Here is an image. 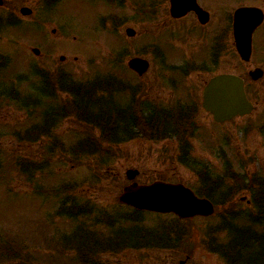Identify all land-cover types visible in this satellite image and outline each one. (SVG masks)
I'll return each mask as SVG.
<instances>
[{"label":"rangeland","instance_id":"1","mask_svg":"<svg viewBox=\"0 0 264 264\" xmlns=\"http://www.w3.org/2000/svg\"><path fill=\"white\" fill-rule=\"evenodd\" d=\"M4 1L0 56L7 67L0 70V255L16 247L20 260L11 261L4 255L6 261L0 264H82L74 251L66 249L71 243L66 246L63 240V246L61 241L78 230L81 222L95 224L97 218L94 235L136 229L143 239L148 240L144 234L154 237L162 233L163 238L165 233L170 244L179 245L126 249L101 256L103 264H179L185 259L184 264H233L219 248L225 233L215 239L211 236L209 245V237L203 233L221 221L264 238V202L262 216L247 202L264 188V77L256 82L248 77L253 67L264 69V24L253 36L249 64L239 60L232 29L224 40L217 34L231 24L235 9L256 6L264 10V0H210V76L169 71L181 57L167 41L159 11L148 19L137 4L133 9L88 0ZM22 7L31 8L32 13L22 15ZM128 27L137 36L127 37ZM217 44L218 61L213 63ZM33 48L40 53L34 54ZM133 56L150 61L143 76L129 70L127 62ZM220 73L244 77L248 98L255 106L251 114L217 123L202 108L204 85ZM60 74L61 80L82 85L112 83V100L120 112L133 93L135 106L143 99L150 105L157 102L172 108L180 100L185 103L181 106L198 110L189 118L192 125H184L178 134H166L165 125L153 131L141 123V114L139 123H127L131 139L116 134L113 142H105L94 123L97 117L91 115L94 121L89 122L60 112L71 98L55 88ZM185 85L195 86L194 96ZM31 104L35 109H30ZM91 111L99 110L93 107ZM50 112L55 115L50 117ZM32 134L36 141L30 140ZM77 146L82 148L75 151ZM184 151L187 153L182 155ZM182 158L199 161L203 171L190 167V161L180 162ZM128 169L139 170L135 179L139 184L182 183L199 193L214 181L217 190L210 199L215 203L224 198L228 203L220 208L224 220L214 215L181 219L175 214L135 212L122 206L119 197L131 182L125 175ZM259 181L262 186L256 185ZM61 188L65 193L54 195ZM230 211L233 219L226 218ZM108 225L105 231L101 227ZM178 230L182 233L177 234ZM48 239L61 240L47 245ZM247 259L240 264H251Z\"/></svg>","mask_w":264,"mask_h":264},{"label":"trees","instance_id":"2","mask_svg":"<svg viewBox=\"0 0 264 264\" xmlns=\"http://www.w3.org/2000/svg\"><path fill=\"white\" fill-rule=\"evenodd\" d=\"M6 67H7V62L2 58V56H0V70H4ZM62 76L63 75L60 74L58 78H56L57 82H55L56 84L55 88L56 90L70 94L71 98L70 100H68L69 104H65L64 107L61 106L60 112H63L62 114L66 113V115L72 114L73 116L81 120L86 119L89 122H92L91 119L92 120L94 119L91 115H93L95 118L97 117L98 119L96 118L97 120L96 121L93 120V121L100 127L102 131L101 137L103 136L102 140L105 142H112L113 137L117 133V130L127 132L128 133L127 137H123L127 139L132 132L127 128V123H132L135 125V123H137L139 115L141 114H142V118L140 119V121L143 125L149 126L153 131H158L161 129L160 125H165L166 129L164 131L167 132L166 134L169 133L178 134V132H180V128L183 127L184 125L186 124H189V126L192 125V121L189 118L195 114L196 112L195 108L190 109L188 107L179 106V107H172L165 109L161 107H156L155 105V106H151L148 110H145L143 108L144 103L141 102L140 100L139 106L134 105L136 111L133 110L134 115L132 116L131 110L127 111V108H129V106L122 110L124 112H120L119 110L116 109L117 106L114 105V102L112 100L113 91L115 90L114 87L112 86V83H108V84L96 83L97 85H82V83L79 84L68 81L67 78L61 80ZM102 87H103V91L101 90ZM98 88L99 90L97 92ZM132 97L134 98V93L132 94ZM28 106L32 110L35 109V105L31 104ZM93 107L98 108L99 111H91ZM54 115H55L54 112L49 113L50 117H53ZM126 117H128L131 120V122H127ZM118 118H125V119L124 120L119 119L120 121H118ZM36 138L37 136L33 134L30 140L36 141L37 140ZM120 141H124V140H120ZM185 153L187 152L184 151L182 155ZM46 155L44 156L50 159L51 157L50 154H46ZM180 161L182 163H187L188 161H190V163H187L190 164V167H192L194 170L198 172L203 171V168L200 167L201 163L195 159H191V160L188 159L186 161L185 159L182 158ZM256 185L262 186V183H260L259 181L256 182ZM215 189H217L216 183H214V181H211L210 184H206L205 192L202 193V195L207 197L210 196L211 198L212 197L211 194L214 192ZM61 191L62 188L60 190H55L54 195H57ZM234 191H235L234 192L235 195L236 190ZM62 193H65V191H62ZM262 196H264V188L258 194H253L251 199V204L253 208L257 210L256 212L258 213V215L261 216L263 213L262 206L264 202V199L261 200ZM221 197H226V193L223 194ZM211 199L213 200V197ZM224 201H225L224 198L221 199L219 202L215 201V204L217 206L216 218L221 217L222 220H224L225 213L222 214L220 208L226 207V205L228 204L227 202ZM75 209L76 208L74 207L73 213ZM226 218L233 219V212L230 211L226 216ZM247 227L251 228L250 225H248ZM107 228H109V225ZM215 228H214L215 230L214 229L212 230L214 233H218L220 231L221 233H225L224 242L226 243V245L224 247L225 249L221 252V254H223V256L228 261L232 262L233 264H240L244 260V258L246 259L248 258L247 262L250 260V262H252L251 264H264L263 237L259 238L258 235L252 233L247 229H244L243 227H240L238 225L235 226L233 224H229L224 221L223 224H219ZM215 237L216 236H214V238ZM8 242L9 241H7L6 244H8ZM61 243L63 245V242ZM71 249L72 251H74L75 255L77 254L76 259H80L82 264H97V263L103 264L100 260L101 255L106 253H112L111 251H107L108 249L97 251L94 248V246L90 245V243L88 247L83 251L77 248H71ZM18 254L19 251H17L16 247L10 251H8L7 248L5 249L4 254H2V257L0 255V263H2L5 260V256L7 258L10 257L9 260L11 261H19L20 258Z\"/></svg>","mask_w":264,"mask_h":264},{"label":"water","instance_id":"3","mask_svg":"<svg viewBox=\"0 0 264 264\" xmlns=\"http://www.w3.org/2000/svg\"><path fill=\"white\" fill-rule=\"evenodd\" d=\"M3 1L0 0V5ZM190 10H199L196 0H171V15L180 17ZM29 8L23 7V15L31 14ZM264 13L257 7H240L233 16V36L236 50L244 62H249L252 55V39L254 31L263 23ZM133 37L136 31L126 30ZM38 55L40 50L33 48ZM64 60V57H61ZM128 66L142 75L149 68L147 60L135 57L129 60ZM252 80L257 81L264 76V71L256 68L249 72ZM204 109L213 115L217 123L231 120L235 116L250 114L254 107L247 99L244 80L234 74H220L210 79L203 92ZM138 170L129 169L126 172L129 180H134ZM120 202L140 210L159 213L173 212L182 218L196 215L208 216L214 212V205L207 199L198 198L191 189L182 184L155 182L150 185L130 184L124 188ZM183 264V262L181 263Z\"/></svg>","mask_w":264,"mask_h":264},{"label":"flooded vegetation","instance_id":"4","mask_svg":"<svg viewBox=\"0 0 264 264\" xmlns=\"http://www.w3.org/2000/svg\"><path fill=\"white\" fill-rule=\"evenodd\" d=\"M42 1L47 2V0ZM97 1L101 5H114L116 8L126 6L134 9V5L137 4L138 8L143 10L144 13L147 12L148 19L159 11L161 20H163L162 29L166 33L167 41L174 49L176 48L178 55L181 57H178L177 63L170 66L169 71L186 76L201 74L210 76V0H196L199 10H191L180 17L171 15V0H88L89 3ZM3 2L0 8L5 6V1L3 0ZM140 13L144 17L147 15H144L143 12ZM174 39H178L177 45H175ZM185 86L190 90L191 96H194L193 92L197 91L195 86ZM188 89L185 91L189 92ZM119 119L124 120L125 118H118V121H120ZM126 120L131 121L128 117H126ZM188 148L186 150H189ZM85 227L86 222H81L80 228H83V230L78 234L81 239L86 237ZM92 236L98 241L108 244L112 251H124L133 246L135 234L134 230L130 232V229H119L111 235L105 236L104 240L102 236ZM161 236L158 234L152 239L149 238L148 243L151 241L154 247L179 246L170 244L166 237L163 236L162 238ZM161 239L165 242H161Z\"/></svg>","mask_w":264,"mask_h":264}]
</instances>
